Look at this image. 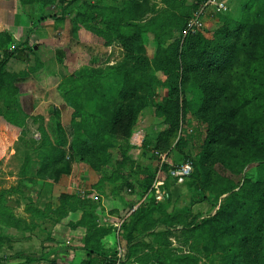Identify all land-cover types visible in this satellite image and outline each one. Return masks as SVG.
Returning <instances> with one entry per match:
<instances>
[{
	"label": "trees",
	"instance_id": "trees-1",
	"mask_svg": "<svg viewBox=\"0 0 264 264\" xmlns=\"http://www.w3.org/2000/svg\"><path fill=\"white\" fill-rule=\"evenodd\" d=\"M19 1L22 5L35 2ZM37 1H40L44 12L51 5H60L63 15H51L58 21L67 15L66 5L79 0L68 3L66 0ZM158 1L122 0L119 10L96 4L88 6L89 11L83 14H74L76 31L77 25H82L96 36L116 42L122 50L121 60L107 67H83L64 77L58 88L71 110L70 122L64 128L60 120H56L54 140H43L38 145L32 140L26 144L28 147L22 151L19 177L33 185L36 179L54 180L60 176V168L68 162H85L93 171L100 172L108 164L110 150L117 149L119 161L115 171L110 177H102L93 189L103 193L105 182L117 181L123 182L127 189L130 187L129 179L133 177H137L140 187L147 189L154 173L146 170L140 173L138 165L126 156V146L139 115L148 100L154 97L156 86H164L168 99L156 104L155 112L157 116L164 117L167 128L156 136L154 149L170 151L171 134L179 124L177 100L183 97V85L192 75L201 77L200 83L198 79L192 82L203 93L195 116H199L205 133L201 135L195 130L199 154L195 170L190 175L193 176L191 184L196 185L194 178H200L198 161L216 151L220 156L233 152L234 159L226 166L238 165L237 172H241L245 165L255 164L256 180L247 179L240 187H223L219 198L225 197L216 212L200 224L194 219L189 222L188 213H166L164 205L154 200L140 204L123 222L121 240L126 242L128 256L139 253L141 245L149 248L148 253L139 257L140 264H203V259H207L209 264H264V0H250L236 21L220 15L221 25L215 30L198 29L194 33L187 32L186 21L193 17L194 11L197 13L200 3L203 5L207 0L190 4L184 0H165L163 8L158 7ZM44 19L43 14L40 20ZM100 23L105 29L98 28ZM148 35L157 50L153 57H149L146 51L145 36ZM100 40L93 42L108 44ZM11 42L8 33H0L2 50L7 49ZM12 58L14 52H5L0 58V117L22 130L27 116L15 99L18 89L12 83L14 74L5 71ZM187 73L192 75L184 79L183 74ZM227 94L235 99L236 105L221 107L208 116L207 113H211ZM252 104L256 109L254 120L244 123L238 132H226L231 120L240 118L241 109ZM141 148L152 153L151 144L145 139ZM151 156L155 159L153 153ZM127 165L131 169L125 175L123 171ZM11 193L9 190L0 191V226L5 228L23 222L16 219L7 206L5 196ZM59 200L60 205L52 213L57 215L55 221H60L71 210L83 211L81 220L73 227L86 228L84 248L90 255L94 254V258H88L81 264H110L113 257L99 251L101 240L110 229L95 226L96 204L76 194L61 195ZM28 201L29 209L33 208L32 216L39 213L43 216V211ZM156 214L165 215L156 218ZM178 226L184 236L182 243L189 245L187 254H175L169 250L167 237L177 233ZM158 227H165V231L157 233L154 229ZM146 236L154 238L152 243H131L140 238L146 241ZM8 240L0 234V249Z\"/></svg>",
	"mask_w": 264,
	"mask_h": 264
},
{
	"label": "rangeland",
	"instance_id": "rangeland-1",
	"mask_svg": "<svg viewBox=\"0 0 264 264\" xmlns=\"http://www.w3.org/2000/svg\"><path fill=\"white\" fill-rule=\"evenodd\" d=\"M184 1L189 4L191 3L186 0ZM217 1L223 4L224 7H222V10H217V4L207 5L204 14L199 17L198 21L192 26V28H189L188 30L186 26L187 32L194 33L198 29L207 32L215 30L221 25V21L218 20L220 15H225L231 20L236 21L241 17L244 7L250 2V0ZM66 2L68 3L70 0H66ZM96 4L101 7H111L118 10L122 8V2L119 4V7L117 5V7L111 6V4H116V0L115 2L111 0H79L73 5L67 6L65 4V13H67L65 18L58 21L51 18L53 21L51 20V25L48 26L49 31L55 34V39H57V41H55L56 52L49 50L48 53H45L44 50V54L41 56L45 61L43 66L37 61L38 59L36 60L35 53L28 46V40L26 39V34L30 30V24L34 27L37 22V19L34 17H27V20L23 21L22 25L20 24L15 34L16 39H12V42L8 44L7 49L2 50V48H0V58L4 57L5 52H14V58L8 61L5 71L14 74L12 83H14L18 89V94L15 96V99L27 116L24 129L21 130L17 128L18 135L17 141L13 147L15 153L12 159L9 160L6 165L4 164V160L0 159V191H12V193L9 196L6 195L5 198L8 202H14L18 205L20 203H25L26 205L29 203L28 200H34L38 205H48L54 202H59L60 196L65 194H76L83 199H89L95 202L102 200V196L106 197L114 195V197L116 196L117 198L120 196L121 201L118 199L120 202H125L126 200V204H123L126 208L122 213V215L125 216L134 205H137L138 203L145 204L149 200H154L155 202L164 205L166 213L179 215L188 213L189 222L194 219L193 221L195 223L200 224L204 218H208L216 212L220 201L225 197L222 196L219 198V193L223 187L228 185H238V187H240L243 181L247 179L255 181L257 171L255 164H249L242 167L241 172H237L239 169L238 165L230 168L226 166L231 159H234V153L232 152L231 154L220 156L218 151H216L214 153L211 152L207 158L198 161L200 178H194L197 183L196 185L193 186V184H191L193 176H189L190 178H187L188 180L186 179L187 183H185L186 180L182 183H178L176 180L173 171L187 161L192 163V173L193 170H195L199 154L198 142L195 141V130H198V133H201V135L205 133V129L200 123L201 120L198 119L199 116H195V112L201 106L203 93L197 84L192 82L193 80L198 79V82L200 83L202 78L193 76L192 73L183 74L184 79L192 76L183 85V97H179L177 100L179 103V124L171 134V150L165 152L154 149L156 136L160 131L167 128V125L164 123V117L157 116L155 112V105L164 103L168 99V91L164 86H156L154 97L148 100L146 107L139 115L135 126L136 132L134 136L139 134L141 139L139 140L141 143L140 148H136V146L130 148V146H128L129 144L126 146V150H128V158H130L134 164L138 165L140 173L145 170L148 173H154L153 181L147 189L140 187L137 184V177H133L134 179H129L128 183L130 184V187L127 189L126 186L123 185V182L121 183V181H117L115 183L105 182V192L103 191V193L96 190H89L87 187L74 189L71 185L69 190L64 188L69 191V193H61V188L59 189L57 186L59 185V182L61 185H65V187L68 185V176L71 175L74 169H76L74 166L75 164L77 166L76 171L78 170L79 172L84 173L85 169L91 170L89 165L85 162H68L60 168L62 172L57 179H36L37 182L35 185H33L32 182L19 177L23 163L22 151L25 146L28 147L26 144H30L32 140L35 141L37 145L43 143V140H54L56 120H60V123L64 128H66L70 122L71 110L64 103L58 88L64 77L83 67H107L108 65L121 60L122 50L116 42L104 37H98L87 31L82 25L78 26L76 24L78 27V30L76 31L75 23L73 22L74 14H83L84 12L89 11L88 6ZM165 4V0L158 1V7L160 8H163ZM204 4L205 3L202 5L200 3L201 7H203ZM22 6L23 5H21V8ZM62 7H64V5ZM201 7L196 10L197 13ZM61 9L62 8L60 5H57V3L55 6L51 5L48 8V10H51L50 15L53 14L56 17H61L63 15ZM195 14L196 12L194 11L192 14L193 17ZM193 17L186 21V25L193 20ZM97 26L99 29H105V26L103 27L101 23ZM74 30L77 33H74ZM61 34H65L67 37L68 42H64V45L61 42V38L63 37ZM80 36L83 39V41H81L83 43L81 44L75 42L80 40ZM37 37H39V35L34 34L32 39ZM85 38L90 40L91 43L87 44ZM96 40L108 43V45H113L111 47H106L107 44H105V47H103L102 44L96 42H94L95 44L92 43ZM33 43V41L30 42L31 45ZM73 44L76 46L78 45L74 50L72 49ZM1 46L2 45L0 44V47ZM145 46L147 55L149 57L155 56L157 50H155L156 47L150 35L145 36ZM188 60L189 58H187L184 63ZM218 78L221 79V76ZM234 105H236L235 99L227 94L218 101L216 108H214L211 113H207V115L210 116V114L216 113L221 107L228 108ZM254 107V104H252V106H244L240 111V118L232 119V122L228 124L226 132H238L243 128L244 123L254 120L256 116V109H254ZM5 122L3 118L0 117V125H4ZM199 138L203 139V137ZM144 139L151 144L152 148L150 150L155 156V159L151 158L152 153L150 151L145 152L142 150L141 146ZM18 142H21L23 145ZM17 144L20 146H17ZM118 161V150H110L108 164L105 165L100 172H96L99 179L102 177H110L113 171H115ZM232 161L234 162V160ZM124 169L123 173L126 175L129 173L131 167L130 165H127ZM73 179L77 184L76 186H78V184H80L78 175L75 177L73 175L72 183ZM140 179L142 178L140 177ZM236 190H238V188ZM127 195H131L129 200ZM116 197L114 199H116ZM163 215L165 214H156L155 217L159 218ZM42 218L43 216L38 214L32 219L34 221H39ZM120 218L123 219L124 216H120ZM118 220L119 223H117V226L121 233V226L124 221H120V219ZM179 228V226L176 227V229ZM154 230L157 233L163 232L165 231V227H158ZM175 233L176 232L167 237L169 250L175 254H187L189 252V245L187 243H182L184 236L181 233V228L176 234ZM42 235L43 234H39L38 241H41L40 236ZM153 240V237L146 236V241L144 238H140L133 240L131 243L135 244L139 242L138 244H141L144 242L147 243V241L152 243ZM121 244L122 245H120V243L116 244L113 250H109L105 255L113 257L112 261H114L117 259L119 253L121 255L120 259L122 264H140L138 261L139 257L148 253L149 250L147 246L141 245L139 253L128 256L126 242L123 239L121 240ZM1 259L3 258H0V260ZM16 259L18 264H25V262L20 260V257L16 256ZM29 259L30 258H24L23 260H27L28 264L34 262V260L29 261ZM56 262L67 264L61 260L48 264H55ZM202 263L209 264L207 259H203ZM36 264L39 263L36 262Z\"/></svg>",
	"mask_w": 264,
	"mask_h": 264
},
{
	"label": "crops",
	"instance_id": "crops-1",
	"mask_svg": "<svg viewBox=\"0 0 264 264\" xmlns=\"http://www.w3.org/2000/svg\"><path fill=\"white\" fill-rule=\"evenodd\" d=\"M111 1L115 2V0ZM186 1L193 3L198 0ZM121 2L122 0H116V4H111V6L115 7L117 5L119 7ZM21 5L22 4L19 0H0V33H8L12 39H16L15 34L17 29L20 24L22 25L23 21L27 20V17H34L37 19L34 27L30 24V30L26 34V39L28 40V46L35 53L36 60L38 59L37 61L43 66L45 61L41 56H43L44 50L45 53H48L49 50L56 52L55 41H57V39H55V34L51 33L48 29V26L51 25L50 22L53 19L50 15L51 10L46 8L44 12L40 1H35L32 5H23L22 8ZM43 14L45 19L40 20ZM34 34H38L39 37L32 39ZM61 35L63 36L61 42L64 45V42H68L67 37L65 34ZM79 39V41L75 42H79L80 44L83 43L81 42L83 41L81 36ZM85 40L87 44L91 43L90 40H87L86 38ZM32 41L34 43L31 45L30 42ZM112 45L107 44L106 47H111ZM102 46L105 47L104 45ZM77 47L78 45H72L73 50ZM135 129L136 127L134 128L133 134L128 142L130 148L132 146L140 148L141 143L139 140L141 139L139 134L134 136L136 132ZM17 130V128L6 122L4 125H0V159L4 160L5 165L12 159L15 153L13 147L17 141ZM126 156L128 157V150H126ZM74 166L77 169L76 164ZM76 169H74L71 175L68 176L69 182L66 187L59 182L57 187L59 189L61 188V193H69L66 189L69 190L70 185L74 189L87 187L89 190L95 191L93 186L100 180L96 175V172L92 169H85L83 173L78 170L76 171ZM73 175L74 177L78 175V180L80 182L78 186H76L77 184L74 179L72 183ZM115 197L114 195L106 197L102 196V200L97 202L93 201L96 204L94 210L95 226L110 229L101 240V249L99 251L102 253H107L109 250H113L116 244L120 243V245H122L120 229L118 228L117 223H119L118 219H120V221H125L126 218H128L127 215H122L126 208L123 205L126 204V200L125 202H120V196H118L119 198L116 197V199H114ZM127 198L129 200L131 195H127ZM118 199H120V201ZM33 201L34 200H32V202ZM33 203L37 205L39 210L43 211L42 213H44L43 218L39 221H34L32 219L34 217L30 212L33 208L29 209V206H26L28 203L26 205L25 203H20L19 205L14 202L7 203V206L10 207L15 218H21L23 222L8 228L0 226V234L9 239L7 241L8 243L3 244L0 249V258H3V260H0L1 264H18L16 256L20 257V260L25 262V264L28 263L26 260H23L24 258H30L29 261L34 260V262H30L29 264H36V262L39 264H48L60 260L67 264H81L83 261L88 260V258H94V254H91V256L84 248V239L87 233L86 228L82 226L73 227L81 220L83 216L82 210H71L64 218L60 219V221H55L57 215H53L52 213L60 205L59 202H54L48 205H38L35 201ZM120 216H124V218L121 219ZM39 234H43L40 236L41 241H38Z\"/></svg>",
	"mask_w": 264,
	"mask_h": 264
},
{
	"label": "built area",
	"instance_id": "built-area-1",
	"mask_svg": "<svg viewBox=\"0 0 264 264\" xmlns=\"http://www.w3.org/2000/svg\"><path fill=\"white\" fill-rule=\"evenodd\" d=\"M211 4H217L218 11L222 10L223 4L221 2H218L217 0H207L204 4L203 7H201V9L198 11V13L195 14V16L193 17V20L190 21L187 24V29L189 30V28H192V26L198 21L199 17H201V15L204 14L205 9L207 8V5H211ZM192 173V163L190 161H187L186 163H184L183 165L177 167L174 171L173 174L176 177V180L178 181V183H182L184 182L187 178H189V176ZM157 199V198H156ZM159 199V198H158ZM139 203L137 205H134L131 210L129 211V215L132 214L133 212H135L137 210V208L139 207ZM127 214V216H129ZM122 254V253H121ZM121 255L118 253V257L116 260L112 261L110 264H122L121 259H120ZM55 264H62V263H55Z\"/></svg>",
	"mask_w": 264,
	"mask_h": 264
}]
</instances>
